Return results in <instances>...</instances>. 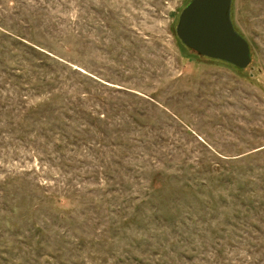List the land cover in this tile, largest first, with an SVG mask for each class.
<instances>
[{
  "label": "rangeland",
  "instance_id": "obj_1",
  "mask_svg": "<svg viewBox=\"0 0 264 264\" xmlns=\"http://www.w3.org/2000/svg\"><path fill=\"white\" fill-rule=\"evenodd\" d=\"M191 1L0 0V264H264V0L246 69Z\"/></svg>",
  "mask_w": 264,
  "mask_h": 264
},
{
  "label": "water",
  "instance_id": "obj_2",
  "mask_svg": "<svg viewBox=\"0 0 264 264\" xmlns=\"http://www.w3.org/2000/svg\"><path fill=\"white\" fill-rule=\"evenodd\" d=\"M233 0H192L180 15L177 37L198 55L246 69L252 62L249 43L235 30Z\"/></svg>",
  "mask_w": 264,
  "mask_h": 264
}]
</instances>
